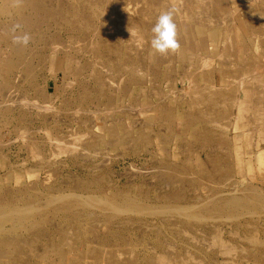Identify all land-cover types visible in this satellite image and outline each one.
I'll use <instances>...</instances> for the list:
<instances>
[{"label":"rangeland","instance_id":"374dc122","mask_svg":"<svg viewBox=\"0 0 264 264\" xmlns=\"http://www.w3.org/2000/svg\"><path fill=\"white\" fill-rule=\"evenodd\" d=\"M56 1L57 0H48L49 7L52 9L60 7V3ZM177 1L180 4H177ZM251 1L252 3L254 2L253 5L250 3ZM219 2H223V4ZM63 5L66 6V10H68L69 18L72 17L70 9L75 7L78 9L80 16H83L88 20L87 22H90L92 26L96 28H103V22L97 21V17H95L96 19L94 18L91 6H97L99 13L105 14L104 18L113 22L115 27L123 25L125 29L121 37L123 38V40L121 39L122 44L119 37H117L118 31L115 28H112V30L115 29L116 32H114V30L110 31L119 42L120 52H122V54L118 56H108L109 53L104 50L103 56H101L102 52L99 54L97 51L103 43L99 40L98 35L91 38L90 34L93 35V33L90 31H85V36H81L79 33L74 34L69 32L70 30L65 24L58 23V25H55L50 20L46 32L42 29H36L31 34L33 36H56L57 39L55 40L59 43V46L62 48L65 47L64 52L55 53V50H53L54 46L53 48L51 46L52 43L39 41L37 39L39 37L35 39L31 36L26 46L23 43H16L35 64L34 73L37 80L36 90L40 95L38 99L48 106L55 107V111H48L39 117L35 114L32 116H26L24 114L26 116L24 122L13 123L12 125H8V128H3L4 130L0 129V193H2L3 189L7 191V193L11 192L19 185V187H21L22 184H26L28 187L32 188L31 190L43 191L42 193L44 194L47 193L50 186L54 188L57 187V189L61 187L68 189V187H74L75 184V188H77L78 191V186L76 185L80 182L82 177L83 181L91 183H93V181H99L101 183L100 186L105 191L117 190V188L120 189L123 184H127V179V182L130 183L129 181L133 180V176L136 172H142V169L145 171V167L147 171H155V169L158 171V168H164V170H166V167H172L175 168V170L166 171L170 176L183 179L186 185L188 181L198 183L199 189L197 191L189 189V186H185L187 190L186 196L189 199H193L194 201L191 203L195 205L204 203L207 200L209 201V199L215 198L216 196L226 197L229 195L228 192L230 194L233 193L236 184L240 186L239 184L244 183L243 181H245L246 186L255 187L264 193V17H258L264 16V0H63ZM128 5H130V8L134 7L138 13L134 14V12H128L126 10L127 8H125L128 7ZM112 6L115 7L112 8ZM247 6L250 7V9ZM173 8L175 9L173 20L177 26V39L180 46L175 52L160 55L155 53L151 48V39L153 36L151 30L158 16L162 12ZM256 13H258V15H256ZM219 21H222L220 23L222 26L219 25ZM134 28L139 34L145 31L144 35H139ZM200 29H203L202 32L199 31ZM214 29H217L215 34ZM128 32H130L131 35H129ZM135 34L139 37H131L132 35L135 36ZM73 36L78 37V43L77 45H71V47L75 48L71 51L72 55L68 57L66 56V47L69 48V45L75 41L71 40ZM130 38H132V40ZM133 38L135 40L138 38L142 39L141 42L139 41L141 45L139 44L137 51L140 62L139 70L143 72L142 74L145 76L142 77V74L140 75L141 77L137 75L139 79L138 82L136 84L130 83L125 93H122V91H124L123 89H125L126 82L124 79L125 74L121 72L125 62L123 50L125 53L126 49L130 48V52L128 53L134 55L138 47L136 43L139 42L136 41L135 43ZM0 45L2 46L0 47V54L2 56L4 55V57H8L11 52L10 47L13 45H8L3 42L0 43ZM101 57L103 59H101ZM109 57L110 61L114 64L113 69L110 68L109 63H107ZM206 57H210L211 59L208 58L206 60ZM225 58L232 59H226L225 61ZM188 60H190V62ZM227 61L230 64H227ZM224 62L226 63L223 64ZM237 65L241 66L237 67ZM184 66L188 69L186 70ZM103 69L106 72H104ZM252 70L257 71V73L251 74L253 72ZM243 72L249 79L248 77L245 79ZM259 74H262V76ZM259 76L260 78L263 77V80L259 79L260 83L258 80ZM115 78L117 83L114 86L111 99H116L111 101V99H107V95L110 93V88L107 84ZM100 81L105 84L103 94L105 96L103 97L100 96V89L98 87ZM210 86L214 87L212 88ZM14 87L17 89L19 88V90L16 91L18 95L28 99L33 98L34 95L28 90L26 84L18 85L15 83ZM153 92L155 93L152 94ZM158 93H161L162 96H164L163 98H165V95L169 97L161 101L162 96L160 97L161 94L159 95ZM115 95L116 97H114ZM181 95L182 100L180 99ZM195 95L197 97L194 98ZM207 98L217 101V107L211 104L208 105L206 101ZM224 101L227 103V107L221 106L224 104ZM121 107L123 108L121 109ZM88 110L91 113H89ZM128 110L132 111L128 112ZM74 111H78V121L70 117V113ZM97 111L98 113H93ZM161 111L171 114V124L167 123L166 115L161 116ZM107 112L109 114H107ZM219 112H221V114H219ZM21 113L22 112L18 111L15 112L14 115L19 117ZM110 114L112 115L110 116ZM178 114L179 116H177ZM109 117L113 121H117V119L120 121L122 119L121 123L124 126V131L117 137H106L105 143H96L95 132L99 130L97 127H94V125H102ZM55 119L57 121L53 122ZM92 120H94V124L91 126L90 122H92ZM64 122L71 125L70 129H66L67 125ZM223 126L227 128H223ZM162 129L166 132H163L164 130ZM22 130H24V132ZM68 130H70L69 135L63 137V132H67ZM25 131L28 133L26 132L27 134H25ZM47 131L50 132L52 137H58L63 147L67 145L66 147L68 150L79 147L77 157L70 156L68 152H66V154L62 153L59 158L52 157L53 153L57 154L59 149L55 144L48 145V140L46 138ZM85 133L88 134V137H86ZM81 134L82 136L78 137L81 139L76 141L77 136ZM139 134L143 135L142 141L137 138ZM73 136L76 138L70 139ZM163 137L164 139H162ZM118 139H122L124 144L119 147H112V144L117 142L115 140ZM130 139L131 141H129ZM107 141L109 143H107ZM9 142L11 143L8 144ZM33 142L36 143L34 146ZM97 142H99V140ZM105 146H108V148L106 147L104 149L103 147ZM126 147H129V150ZM95 148L100 152L94 155L92 151L93 149L96 151ZM201 148H203V150H200ZM212 148H216V151ZM209 149H212L213 152L208 151ZM35 150L40 152L41 157L44 156L49 159L52 157V159L57 160H53L52 162L57 163L54 165L52 163H43L36 157L38 154ZM95 151L94 153L98 152ZM166 151H168V153ZM81 152H84L85 155H87L88 152L89 155L85 158V155H82ZM118 152L120 155L117 154ZM35 153L37 154L36 156L34 155ZM96 155L97 158H95ZM131 164L134 165V167ZM157 165L158 167H155ZM95 166H97L96 169L93 168ZM17 169L18 171H16ZM29 169L34 170L30 171ZM204 171L211 176V178H205L203 176ZM129 177L131 180H129ZM134 181V183H136L134 187H136L137 190H141V182H148V186H144L142 192L150 199H153V196L156 194L163 196L170 191V189H166L165 186L159 185L157 181L150 185L152 181L151 177ZM136 188L130 189L132 195H134L133 192ZM201 189H204L203 193ZM224 193L227 195H224ZM85 194L92 195V193ZM85 194L78 193V195ZM6 197L8 196L5 195V198ZM197 197L202 198L201 201L197 202ZM75 211L82 212L84 210L79 207L76 208ZM128 218H130L132 222L127 229L122 230L116 228L113 230L112 235L109 234V242L107 243L106 250L112 251L114 255L117 254L116 251L124 253L132 252L134 255L133 258L139 264H147V257H151V254H153L150 253V248H155V246H157L156 237H158V235H156L154 231L149 229L146 230V227L140 224H133L138 221L134 215ZM148 218L149 217L142 219L147 222L153 220L152 218ZM256 219L257 220L253 222L251 221V223L263 234L264 216H257ZM48 220L49 224L45 227H49L50 229L51 225L62 226L66 231L75 233L78 239L84 238L83 235L85 234L83 233V229H88L91 226L90 223L86 222L84 219H81V221L77 223L72 216H64L63 214L51 216ZM247 220L250 221L251 219L243 218L240 223H244ZM229 224L232 226L229 227L228 223H225L221 225V228L224 230L236 231L235 228L237 223L233 224V222L230 221ZM137 227L141 228V230L138 231L136 229ZM157 227L163 234L161 235L160 233L159 235L161 241L163 242L165 238L167 244H172L171 246L174 248L172 250L177 253V258H179V260L188 259L184 248L182 252H180L181 242H178L177 239H171L167 230L161 226L160 223ZM49 229L47 228L46 230L49 231ZM91 229L92 228L88 230L90 231ZM237 229L240 230L239 235L243 236V229L241 227ZM106 231H108V229H101V235H106ZM49 233L51 234V232ZM132 233H134L133 236ZM193 233L196 234L194 230ZM226 233H228V231H226ZM22 234H24V237L21 236ZM215 234L216 230L210 228L206 236L207 241L212 242L211 238H213ZM19 235L23 240L36 243L35 241L37 238H35V236H27L25 232H21ZM225 236L227 240L233 241L232 243L236 245L239 252L243 243L237 238H231L228 234ZM144 237L146 238L144 239ZM123 238L127 240L128 244L122 241ZM150 238H152V240H149ZM73 242V252H78V263L93 264V260L89 259L86 253L89 247L95 248L98 246H89L81 240L76 241L75 239ZM147 244H151V246ZM33 248L34 250L38 249L35 253L43 252L41 250V245L36 244ZM17 253L23 254L25 260L17 257L15 262L13 261L14 264H41L40 261L37 260H33L35 261L33 262L32 259L28 257L31 254L27 250L19 249ZM127 258H129V255H127L124 260ZM228 258L229 257L226 256H219L208 259L197 256V261L203 259V262L198 264H229ZM115 260H117L116 257ZM220 260L222 262H220ZM3 261H0V264L6 263V261ZM224 261L227 262L224 263ZM247 263L254 264L246 259L245 261L243 260L241 264Z\"/></svg>","mask_w":264,"mask_h":264},{"label":"bare ground","instance_id":"6f19581e","mask_svg":"<svg viewBox=\"0 0 264 264\" xmlns=\"http://www.w3.org/2000/svg\"><path fill=\"white\" fill-rule=\"evenodd\" d=\"M256 1H258V0H256ZM56 2L60 3V7L52 9L48 5V0H0V43L3 42V43H6L8 45L9 44L13 45L10 47L11 52H10L8 57H4V55L2 56L0 54V129L8 128L9 127L8 125H12L13 123L15 124V123L24 122V118L26 116H29V115L32 116L35 114V115H38V117H39L48 111H52V112L55 111V107L50 106V105L48 106V105H46V103H43L41 100L38 99V97L40 95L38 94V91L36 90V88H37L36 81L37 80H36L35 73H34L35 64L32 60H30L31 58L26 55L24 50L20 46L16 45L17 38L23 37L25 34H27L30 38H31V36L35 39L37 37H39V38H37L39 41L51 42L52 48L54 46L53 50H55V53L56 52L61 53V51L64 52L65 47L62 48L59 46V43H57L55 40V39H57L56 36H50V35L33 36L31 34L36 29H42L44 32H46V30L48 28V22L50 20L55 25H58V23L59 24L60 23L65 24V26L68 27V29L70 30L69 32H72L74 34L79 33V34H81V36L82 35L85 36L86 34H84V32L90 31L93 33V35L90 34L91 38L98 35L99 40L102 41V43H103V45L97 51V53H99V54L102 52L101 56H103L104 50H105V52L109 53L108 56H110V55L118 56L119 54H122V52H120L119 42L111 34L110 31L114 30V32H116L115 29L118 31L117 37H119V40L121 41V44H122L123 38H121V37L123 36L124 29H125L123 25H120V26L118 25V27H115L113 22H110L108 19L104 18L105 14H101V12L99 13V11L97 10V6H91L92 7L91 11H92L94 18L97 17V19L95 18L97 21L103 22L102 23L103 28L99 29L98 27L97 28L95 26L93 27L90 22H87L88 21L87 19H85L83 16H80L78 9H76L75 7H72L70 9L72 17L69 18L68 17V10H66V6L63 5V0H57ZM219 3L223 4V2H219ZM250 3H252V1ZM253 3H252V5H253ZM177 4H180V3H178V1H177ZM129 6L130 5H128V7H125V8H127L126 10L128 12L129 11L131 13L134 12V14L138 13L136 11V9H134V7L130 8ZM113 7H115V6H112V8ZM248 8L250 9V7H248ZM248 8H247V10H248ZM256 15H258V13H256ZM259 15H260V13H259ZM238 17H240V16H238ZM258 17L262 18L264 16L262 15V16H258ZM259 18H257V19H259ZM221 22L220 21L218 22L219 25H221L220 24ZM262 24H261V26H262ZM78 28H79V30H78ZM112 28H115V29L112 30ZM202 30L203 29H200L199 31L202 32ZM214 30H215L214 31V34H215L217 29H214ZM130 31H132V30H130ZM135 31H136V29H135ZM128 33H129V35H131L130 32H128ZM144 33H145V31L142 33L140 32L141 36H143ZM132 34H134V33H132ZM137 36L135 34V36L132 35L131 37H137ZM141 38H138L139 40L137 38H136L137 40H135L133 38V41L135 40V43H136V41L141 42L142 41ZM130 39L132 40V38H130ZM71 40H75V41L69 45V48L66 47L67 48L66 56H68V57L72 55L71 51L75 47H71V45H73V44L77 45L78 37L73 36V39H71ZM140 42L136 43V44H138L137 45L138 47L136 48L134 55H131L130 53H128V52H130V48H127L125 53L123 50V58H124V61L126 63L124 62V64H123L124 67H123V70L121 72H124V74H125L124 79L126 82H125V89H123L124 91H122V93H125L126 88L130 83L136 84L139 80L137 78V75L140 76L143 73V72H140V70H139V63L140 62H139V54L137 51V49L139 48ZM0 47H2V46L0 45ZM77 49H78V46H77ZM52 53H54V52H52ZM192 57H194V56H192ZM208 58H210V57H208ZM208 58L206 57V60ZM220 58H222V57H220ZM101 59H103V58L101 57ZM226 59H228V58H225V61H226ZM230 59H232V58H230ZM230 59H228V60H230ZM188 61L190 62V60H188ZM107 63H109L110 68L113 69L114 64L112 61H110V57L107 60ZM225 63L226 62H224L223 64H225ZM228 63L229 62L227 61V64ZM217 66H218V64H217ZM239 66H241V65H239ZM239 66L237 65V67H239ZM201 67H202V64H201ZM257 67H258V65H257ZM225 68H227V67H225ZM228 68H230V67H228ZM185 69L187 70L188 68L185 67ZM200 69H202V68H200ZM230 69H233V68H230ZM103 71H104V69H103ZM104 72H106V71H104ZM255 72L257 73V71H253L251 74H253ZM178 73L182 74L180 72H178ZM243 74H244V72H243ZM251 74H250V76H251ZM262 74H259V75L262 76ZM162 75H163V73H162ZM143 76H145V75L142 74V77ZM254 76H256V75H254ZM260 76H259L258 80L263 78V77L260 78ZM244 77L246 79L248 76L246 77L244 74ZM242 78H243V76H242ZM225 79H227V78H225ZM248 79H249V77H248ZM228 80H231V79H228ZM15 83H17L18 85L26 84L28 87V90L32 93V95H34L33 98L28 99L26 97L18 95L16 91H18L19 88L17 89L14 87ZM116 83H117L116 78L113 79L111 82H108L107 86L110 88V93L107 95V97H108L107 99H111V97H112L111 94L113 92V89H114V86L116 85ZM259 83H260V80H259ZM68 85H70V84H68ZM98 87L100 89V96L101 97L105 96V95H103L104 90H105L104 89L105 84L102 81H100L98 84ZM210 87H212V86H210ZM260 90H261V88H260ZM175 92H176V90H175ZM154 93L155 92H153L152 94H154ZM184 93H185V91H184ZM184 93H183V95H184ZM158 94L160 95L161 93H158ZM175 94H174V96H175ZM258 94H259V92H258ZM43 95H44V93H43ZM161 96H162V94L160 95V97ZM114 97H116V95ZM163 97L164 96L161 97V101L166 100L169 96L165 95V98H163ZM195 97H197V96L195 95L194 98ZM85 98H86V96H85ZM115 99H113V100H115ZM180 99L182 100V95H181ZM113 100L111 99V101H113ZM206 101L208 102V105L211 104V105H215V107H217V105H216L217 101H215L214 99L207 98ZM223 103H222L223 105H221V106L227 107V103L225 101ZM136 105H138V104H136ZM122 108L123 107H121V109ZM104 110H105V108H104ZM18 111L22 112V113L20 114L19 117H16L14 114H15V112H18ZM129 111L130 110H128V112ZM89 113H91V112L89 111ZM93 113L96 114V113H98V111L93 112ZM95 114H94V116H95ZM105 114H104V116H105ZM107 114H109V113L107 112ZM219 114H221V112H219ZM101 115H102V113H101ZM111 115L112 114H110V116ZM165 115H166L167 123L171 124V122H172L171 114L169 112L161 111V116H165ZM177 116H179V114ZM70 117H72L74 120L78 121L77 120L78 119V111L71 112ZM56 118H57V116H56ZM109 119H110V117H109ZM109 119L107 121H105V123H103L102 125L101 124H97V125L95 124L94 125V127H97V129L99 130L98 132H95V141L99 140V142L96 141V143H100V142L105 143L106 137H109V136L110 137L111 136L117 137L118 135H120V133H122L124 131V126L121 123L122 119L120 121L118 119H117V121L116 120L113 121V120H111V119L109 120ZM94 120H92V122H90L91 126L94 124L93 123ZM54 121H57V120L55 119V120H53V122ZM137 122H138V120H137ZM62 123H63V120H62ZM65 124L67 125L66 129L67 128L70 129L71 125H68L67 123H65ZM136 125H139V124H136ZM217 126H219V125H217ZM133 127H134V125H133ZM224 127L225 126H223V128ZM225 128H227V127H225ZM24 130H26V129H24ZM24 130H22V131L24 132ZM45 130H43V131H45ZM162 130H164V129H162ZM219 130H220V128H219ZM22 131H20V132H22ZM40 131H41V129H40ZM26 132L27 131H25V134L28 133V132L27 133ZM163 132H166V131L164 130ZM69 133H70V130H68L67 132H63V137H66V135H69ZM46 134H47L46 138L48 140L47 141L48 145H54L55 144L59 149L58 153L57 154L53 153L52 157H54V158L58 157L59 158V156L62 155V153L66 154V152H68L70 154V156L77 157L79 147L78 148L74 147V148L68 150L66 147L67 145L63 147V145L60 144L62 142H60V139L58 137L57 138L52 137V135L48 131L46 132ZM239 134H241V133H239ZM93 135H94V133H93ZM81 136H82V134L77 136L76 141L79 139L78 137H81ZM22 137H24V136H22ZM73 137L70 139L76 138V137H74V138ZM86 137H88V134H86ZM137 138H138V140H141L143 138V135L139 134V136ZM22 139L25 140L24 138H22ZM162 139H164V137ZM115 141H117V142H115L113 144L111 142L112 147H115V146L119 147V146L124 144L122 139L121 140L118 139ZM129 141H131V139ZM155 141H156V138H155ZM22 142H24V141H22ZM113 142H114V140H113ZM10 143L11 142H9L8 144H10ZM107 143H109V142L107 141ZM3 144H5V143H3ZM35 144L36 143L33 142V146ZM24 145H26V144H24ZM69 146H73V145H69ZM106 147L108 148V146H105L103 148L105 149ZM134 147H135V144H134ZM22 148H24V147H22ZM63 148H65V149H63ZM212 149H209L208 151H212ZM215 149H213V150H215ZM20 150H21V148H20ZM200 150H203V148H201ZM94 151L95 150L93 149L92 153L94 155L100 152L97 149H96V151H98V152L95 151L96 153H94ZM104 151L107 152L106 150H104ZM84 152H81L82 155H85ZM143 152H144V150H143ZM166 152L168 153V151H166ZM36 153L34 155L35 156L37 155L36 157H38V159L45 164L52 163L54 165L57 163V162H52L53 160H55V159H52V157L49 159V158H45L44 156L41 157L40 152L36 151ZM159 153H161V152H159ZM210 153H208V154H210ZM117 154H119V152ZM211 154H213V153H211ZM82 155H79V156H82ZM88 155H89V153L87 152V155H85V158ZM132 155H134V154H132ZM4 158H6V157H4ZM81 158H83V157H81ZM95 158H97V155ZM2 160H4V159H2ZM55 161H57V160H55ZM135 161H136V159H135ZM96 165H97V163H96ZM15 166H17V165H15ZM21 166H23V165H21ZM132 166L134 167V165H132ZM96 167L97 166H95L93 168L96 169ZM155 167H158V165ZM150 169H152V168H150ZM165 169L166 170H164V168L163 169L158 168V171H156V169H155V171H151V170L147 171L146 167H145L146 172L144 171V169H142L144 172L143 171L142 172H136L135 171L137 174L135 173V175H134V173H133V175H134L133 180H131V178L129 177V180H131V181H129L130 183L127 182L128 181V179H127L128 176H127L126 177V179H127L126 183L127 184H123V186L121 187L122 189L117 188V190H111V191H105L100 186L101 183L99 181H96V182L93 181V183H91L88 181H83L82 180L83 177L81 179L82 181L79 179L80 182H78V184L76 185V186H78V191H77V188H75V184H74V187H68V189H65L64 187L57 189V187L54 188L53 186H50L48 188V190L46 189L47 190L46 194L42 193L43 191L40 192V191L31 190L32 188L28 187L26 184H22L21 187H19L20 185L19 186L17 185L19 188L16 187V189H13V191L8 192V193H7V191H5L3 189L2 193H0V261L4 260V261H6L7 264H14L13 261L15 262L17 257L25 260V257L23 256V254L17 253V251L19 249H21V250L24 249V250L29 251V253L31 255L28 257L31 258L32 261L37 260V261H40L41 264H79L78 263L79 262L78 252L74 253L73 247H72L74 245L73 240L75 239L76 241L81 240L83 243H85L86 245H89V246H91V245L92 246L93 245L98 246L95 248L89 247V249L86 253V255H88V258L93 260V264H139L133 258L134 255L132 252L124 253V252L116 251L117 254L114 255V254H112V251L106 250L107 243L109 242V240H108L109 234L112 235L113 230L116 228L122 229V230L127 229L128 226L131 225V222H132V220L128 217L134 215L138 221L136 223H133V224H140L141 226L146 227V230L149 229L151 231H154L156 233V235H158V237H156L157 246H155V248H150L151 249L150 253H153V254H151L152 255L151 257H147V259H146L147 264H198V263H202L203 259L197 261V256H200L202 258L203 257L208 258V259H211L214 257H219V256H226V257H229L228 258L229 259L228 262H230L229 264H241L243 260L245 261V259L253 262L254 264H264V231L262 234L258 230V228L254 227L253 224L251 223V221L253 222L254 220H257L256 219L257 216H259V217L261 215L264 216V193L262 191L258 190L255 187L246 186L245 181H243L241 179L244 183H240L239 184L240 186H237L238 184H236L235 185L236 187L234 188L235 190L233 191L232 194H230L229 192H228L229 195L224 193V195L225 194L227 195L226 197H222V196L217 197L216 196L215 198L209 199V201L207 200L204 203H199V204L195 205V204L191 203L194 200L189 199L186 196L187 190L185 189V186H189V189H193V190L197 191L199 189L198 183H196L194 181H188V183L186 185V182L183 179L174 178V177L170 176L169 173H167L168 171L175 170V168L166 167ZM29 170L31 171L32 169H29ZM16 171H18V169ZM89 171H93V170H89ZM102 171H103V169H102ZM66 175H68V174H66ZM203 176L205 178H211V176L206 174L205 171L203 172ZM148 177H151V179H152V181L150 182V185L154 184V182L157 181L159 183V185L165 186L166 189H170L169 193L165 194L163 196L155 193L156 195L153 196V199H150L148 196L144 195L142 192L144 186H146V187L148 186L147 185L148 182L147 183L141 182L142 188H141V190L138 189L139 191L137 190L136 187H134L136 184V183H134L135 182L134 180L148 178ZM140 181H142V180H140ZM58 183H60V182H58ZM62 183H63V181H62ZM109 184H111V183H109ZM93 185H96V186H93ZM131 188H136V190H134V192H133L134 195H132L130 193ZM151 188H152V186H151ZM149 191H150V189H149ZM52 192L55 194H53ZM201 192L203 193L204 189ZM78 193H83V194L92 193V195H90V194L86 195L85 194L86 195L85 196V195H78ZM5 195L8 197L5 198ZM207 197H210V196H207ZM201 199L202 198L197 197L196 201L197 202L201 201ZM79 207L81 209H83L84 211H82V212L75 211V209L79 208ZM59 214H63L64 216L70 215V216H72V218L77 223H78V221H81V219H84L86 222H89L91 225L88 229H90V228H92V229L90 231L87 228L83 229L84 230L83 233L85 234V235H83L84 238L78 239V236H75V233L70 232V231H66L65 228H63L62 226H55L53 224L54 226L51 225V227H50L51 230L49 229V227H45V226H48V224H49L48 218H50L51 216H58ZM147 217L152 218L153 220L150 222H147V221L142 219V218H147ZM65 218H67V217H65ZM243 218H250L251 220L250 221L247 220L244 223H240L241 219H243ZM230 221L233 222V224L237 223L236 228H235L236 231H234V230L229 231V230H224L223 228H221V225H223L225 223H228V226L231 227L232 225L229 224ZM66 222H67V219H66ZM158 222L161 224V226H163L167 230L171 239L172 238L177 239L178 242L179 241L181 242L182 245H181V251L180 252H182V250L184 248L186 251V253L185 252L184 253L187 254L188 259L179 260V258H177V256H176L177 253H175L172 250V249H174L171 246L172 244H167L165 238L163 239L164 240L163 242L161 241L159 235H160V233H161V235H163V234H162V231L159 230V228L157 227L159 224ZM156 223H158V224H156ZM240 227L244 231V233L242 232L243 236L239 235L240 230L237 228H240ZM47 228L49 229V231L46 230ZM104 228L108 229V231H106L107 232L106 235H101L100 230L101 229L103 230ZM210 228H213L216 230V234L214 235L213 238H211L212 242L207 241V237H206L207 232ZM136 229L138 231L141 230V228H138V227ZM83 230H81V231H83ZM193 230L195 231L196 234L193 233ZM226 231H228V233H226ZM21 232H25V234H27V236H30V237L35 236V238H37L35 241L36 243L21 239L20 237L24 235V234H22L20 236L19 233H21ZM49 232H51V234ZM133 234L134 233H132V236H133ZM227 234L229 236H231V238H233V237L237 238L241 241V243H243V245L239 249L240 250L239 252L236 248V245H234L232 243L233 241L227 240L225 238L226 237L225 235H227ZM18 235H19V237H18ZM165 236H168V235H165ZM212 236H213V234H212ZM145 238L146 237H144V239ZM152 238H150L149 240H152ZM122 241L124 243L128 244L126 239L123 238ZM164 242H166V243H164ZM173 243H174V241H173ZM36 244L41 245V250L43 251L42 253H39V252L35 253V251L38 250V249L34 250V248H33V247H35ZM143 244H144V242H143ZM148 244H149V242H148ZM173 245H175V244H173ZM148 246H151V244ZM178 248H179V245H178ZM127 255H129V258L124 260V258ZM115 257L117 260H115ZM139 261H140V259H139ZM33 262H35V261H33ZM220 262H222V261L220 260ZM226 262L224 261V263H226Z\"/></svg>","mask_w":264,"mask_h":264},{"label":"clouds","instance_id":"9594fccd","mask_svg":"<svg viewBox=\"0 0 264 264\" xmlns=\"http://www.w3.org/2000/svg\"><path fill=\"white\" fill-rule=\"evenodd\" d=\"M175 9L162 12L152 28L151 48L155 53L166 55L170 51L175 52L179 48L177 39V26L173 20ZM30 37L25 34L17 38V43H23L25 46L29 43Z\"/></svg>","mask_w":264,"mask_h":264}]
</instances>
